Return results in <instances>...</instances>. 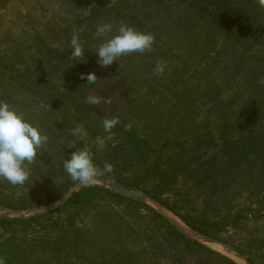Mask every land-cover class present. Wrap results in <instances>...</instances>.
<instances>
[{
    "label": "rangeland",
    "instance_id": "1",
    "mask_svg": "<svg viewBox=\"0 0 264 264\" xmlns=\"http://www.w3.org/2000/svg\"><path fill=\"white\" fill-rule=\"evenodd\" d=\"M121 20L152 33L153 49L102 67L94 53L103 42L96 28ZM73 35L86 49L85 61L70 59ZM160 61L166 62L162 75L154 72ZM90 72L97 76L94 84L81 79ZM262 81L259 0H0V100L23 111L49 137L26 165L30 175L23 185L0 179V219L50 212L88 187L63 167L75 149H87L101 170L91 186L119 193L108 184L121 185L139 196L134 200L141 208L136 214L102 195L82 213L86 226L119 215L132 230L146 225L157 236L154 212L237 264L236 255L200 235L231 246L245 264H251L249 258L264 264ZM88 96L103 99L90 105ZM112 117L120 123L100 149L96 137L109 135L103 120ZM77 125L87 130L83 139L71 134ZM106 163L111 173L103 171ZM66 180L72 181L60 196L44 202ZM56 202L61 204L51 210L36 209ZM183 218L218 226L219 237L193 229Z\"/></svg>",
    "mask_w": 264,
    "mask_h": 264
},
{
    "label": "trees",
    "instance_id": "2",
    "mask_svg": "<svg viewBox=\"0 0 264 264\" xmlns=\"http://www.w3.org/2000/svg\"><path fill=\"white\" fill-rule=\"evenodd\" d=\"M253 141L257 142L255 139ZM223 173L225 172L222 170L218 175H212L210 183L220 179ZM71 181L57 184L56 190L47 194L44 202L59 197ZM102 195L104 198L122 201L133 208L136 214H140L141 206L137 200L103 187L88 186L50 212L27 218L0 219V237L4 238L0 242V261L3 264H114L123 260L125 264H237L185 236L154 212L151 220L156 227L157 236L146 225L137 226V231L132 230L135 226L126 225L128 223L123 222L119 215L106 221L99 218L94 226H86L82 213ZM149 195L160 200L156 194L149 192ZM142 219L141 216L138 223H142ZM183 219L193 229L219 237L218 226L207 227L187 218ZM130 230L132 233L127 239L122 237L124 232ZM18 233L21 235L18 236ZM29 235L32 238L27 240ZM17 238L21 239L20 243L13 247V244L17 245ZM16 247L18 248L15 249ZM249 261L251 264H260L250 258Z\"/></svg>",
    "mask_w": 264,
    "mask_h": 264
},
{
    "label": "clouds",
    "instance_id": "3",
    "mask_svg": "<svg viewBox=\"0 0 264 264\" xmlns=\"http://www.w3.org/2000/svg\"><path fill=\"white\" fill-rule=\"evenodd\" d=\"M259 4L264 7V0H259ZM95 35L98 39L103 40L94 51L97 63L102 67L112 65L124 55L150 52L155 43L152 33L138 30L123 20L118 25L113 22L98 25ZM71 49L70 59L77 63L85 61L86 49L78 35H73ZM165 71L166 62L160 61L155 65L154 72L156 74L162 75ZM85 78L88 84H94L97 80L94 72L82 73L81 79ZM102 99L99 96H88L85 102L90 105H98ZM103 102L110 103L111 101L104 100ZM119 123L118 117L103 120V130L109 135L96 137V144L100 149H103L106 140L111 139V130ZM71 134L80 139L88 135L83 125L74 127ZM48 141V135L28 120L23 111L0 100V179L6 180L13 186L23 185L30 175L26 165L32 164L36 160ZM63 167L74 181L84 186H91L101 171L95 165L94 154L87 149H75L70 157L64 159ZM112 170L113 166L106 163L103 171L111 173ZM0 264H3V261H0Z\"/></svg>",
    "mask_w": 264,
    "mask_h": 264
},
{
    "label": "water",
    "instance_id": "4",
    "mask_svg": "<svg viewBox=\"0 0 264 264\" xmlns=\"http://www.w3.org/2000/svg\"><path fill=\"white\" fill-rule=\"evenodd\" d=\"M110 187H112L113 189H115L116 191H118L119 193L125 195V196H129L133 199H139V196H137L134 192L124 188L121 185H113V184H108ZM70 190H72V188L69 189L68 193L70 192ZM67 193V194H68ZM59 204H61V202H56L53 203L51 205H46V206H41L38 207L36 209H40V210H51L54 207H57ZM20 213V212H19ZM201 238H203V240L212 243V244H216V245H220L223 246V248L225 249V251H227L228 253H234L237 257L242 258V255L239 254L234 248H232L231 246H224L219 240H215L209 237H205L204 235H200Z\"/></svg>",
    "mask_w": 264,
    "mask_h": 264
},
{
    "label": "bare ground",
    "instance_id": "5",
    "mask_svg": "<svg viewBox=\"0 0 264 264\" xmlns=\"http://www.w3.org/2000/svg\"><path fill=\"white\" fill-rule=\"evenodd\" d=\"M232 255H235L234 253ZM236 260L239 264H245V262L242 260V258H239L236 256Z\"/></svg>",
    "mask_w": 264,
    "mask_h": 264
}]
</instances>
